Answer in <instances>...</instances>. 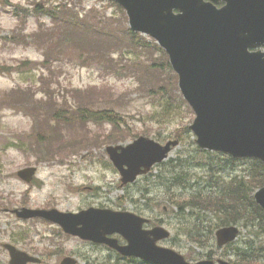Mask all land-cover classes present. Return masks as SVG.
<instances>
[{
	"label": "rangeland",
	"instance_id": "obj_1",
	"mask_svg": "<svg viewBox=\"0 0 264 264\" xmlns=\"http://www.w3.org/2000/svg\"><path fill=\"white\" fill-rule=\"evenodd\" d=\"M36 1L5 0L6 6L0 3V66L4 69L3 73L0 72V102L17 88L29 90V87L33 95L37 94L34 97L38 98L40 95L38 88L44 86L41 78L45 77L46 84L50 82L54 87H67L68 92L73 89H84L87 86H94L100 91L104 85L110 90L108 98L111 106L109 108L116 113L119 112L128 126L139 135L152 137L159 142L173 139L178 135L177 129L192 122L193 113H187L184 106L178 105L175 94L172 95L174 102L172 108L167 106L162 108L166 100L161 96L163 90L153 86L155 93L147 94L133 78L136 67L149 61L147 54L143 52L131 54L130 49L127 48L117 51L113 55L117 69L114 73L100 69L95 63L80 67L76 64L78 54L69 51L62 54V64H56L50 68L53 70L52 76L45 74L41 63L42 54L32 44L26 45V39H21L20 31L15 30V18L11 12L14 4H18L26 12L29 10L27 25L22 32L26 35L36 28L38 17L31 14ZM46 1L55 5L68 3L75 7L76 12L85 15L87 20L90 15L93 22L98 19L102 22L110 21L113 26L122 29L123 20L118 17L112 6H107L105 0ZM168 72V70L162 72L167 81L170 75ZM22 96L27 99L30 97L27 94ZM59 98L58 101H60ZM70 102L73 103V100ZM5 107L6 105L0 104V264H8L9 260L7 252L1 247L4 242L13 243L22 250L42 257L44 264L57 263L67 253L80 255L82 258H93L101 264H107L110 255L108 250L89 246L75 238L65 237L56 227L38 220L20 221L5 209L19 207L22 202H25L29 206L46 204L62 210H74L87 204L102 205L114 210H132L133 205L128 201V197L144 189L149 190L148 196L153 202L152 213L144 214L148 215L154 223L158 219L163 220L164 225L171 232V238L162 244L182 253L190 262L206 259L205 249L196 247L182 235L183 230L186 229L182 227H190L189 219L183 220L176 217L175 209L170 207V202L167 200L171 194L168 191L165 192L160 182L152 178L154 181L150 189L147 180L141 179L126 190L122 189L119 175L104 152L106 144H104L103 134L110 131L112 125L105 122L88 123L91 135L101 137L97 146L78 151L63 159V163L56 160L40 161L37 152L29 149V143L33 140L30 138L32 119L20 111ZM104 107L106 105L103 102L99 105L96 103L95 106V108ZM79 127L73 125L71 129L75 130ZM65 131L70 132V129ZM131 139L133 138H127L126 142ZM192 140L193 137L190 134H184L182 142L169 153L165 164L169 166L170 161L183 164L190 176L187 180L188 187L175 189L176 195H188L191 191L203 189L200 185L201 180L214 178L218 183H223L228 182L231 176L226 171L222 174L213 172L211 175L209 165L214 166L213 163L207 155H199L196 149L191 147ZM195 161H199L200 164L195 165ZM27 165L38 166L39 185L29 189H27L28 185L16 177V171ZM244 167L245 165H242L239 169ZM161 170H164V167L154 168L152 176L160 174ZM162 175L166 176L170 182L172 174L169 170L165 169ZM191 177L193 179L189 180ZM94 187L97 189L88 190ZM164 207L165 209L162 210ZM203 225L206 226L207 223ZM247 239H250L248 231L242 229L238 239L230 247L221 250L215 247V240L212 239L208 247L212 246L213 260H233L236 256L232 248L237 247L243 250ZM50 241H54L55 245H51ZM48 250H52L51 253H48ZM259 261L264 262V255H260ZM80 263L85 262L82 259Z\"/></svg>",
	"mask_w": 264,
	"mask_h": 264
},
{
	"label": "water",
	"instance_id": "obj_2",
	"mask_svg": "<svg viewBox=\"0 0 264 264\" xmlns=\"http://www.w3.org/2000/svg\"><path fill=\"white\" fill-rule=\"evenodd\" d=\"M118 1L126 9L131 29L152 36L168 53L183 97L196 115L189 127L197 136L196 143L233 157L264 161V0ZM220 2L225 4L217 8L215 4ZM176 143L161 146L139 137L125 147H107V152L126 183L162 161ZM30 172L32 169H25L19 175ZM254 198L264 209V187ZM99 213L98 226L127 239L126 246H116L123 254L157 264H191L176 252L155 245L156 240L169 235L162 227L146 232L141 229L143 219L132 213ZM35 214L28 209L19 213ZM68 223L70 227L72 221ZM237 231L233 226L220 228L217 243L233 240ZM10 252L12 264L31 259L12 248Z\"/></svg>",
	"mask_w": 264,
	"mask_h": 264
},
{
	"label": "trees",
	"instance_id": "obj_3",
	"mask_svg": "<svg viewBox=\"0 0 264 264\" xmlns=\"http://www.w3.org/2000/svg\"><path fill=\"white\" fill-rule=\"evenodd\" d=\"M36 7H41L43 13L48 15L51 19V23L48 27L44 28L42 25L38 26L37 31L33 34L31 33V43H34L43 50L46 56L45 62L49 60L51 53L55 52V46L62 42H68V46H72L80 49L81 51H87L91 59H93L98 64L108 67L111 64L112 59L109 54L116 51L117 49H122L123 47L133 50L135 53L143 52L146 53L151 60L147 63L144 70V77L147 78L151 76L157 77L159 74L165 71L167 68L169 70V64L165 53L153 43V41L146 39L138 33H132L128 29L118 31L121 35L118 36L112 29L110 23H106L104 26L99 27L90 24L85 27L89 31V34L82 36V34H74L72 26L80 25L82 20L77 14L73 16L70 12V7L66 5H44L39 3ZM124 17V16H123ZM87 42V46H83L84 42ZM155 52L159 56H155ZM87 57V56H86ZM88 58V57H87ZM163 66H166L164 68ZM162 85L165 82L164 77L160 79ZM172 86L166 83L164 85V90L169 92ZM94 90V89H93ZM169 99V98H168ZM43 100V99H42ZM97 99H95L96 101ZM18 100L13 102L17 103ZM47 105L45 114L50 112L49 115L44 116L46 126L43 128V136L46 139L44 142L48 144L46 148L48 151L53 148L54 142L56 143V150H62L65 148L67 141L63 140L62 129L65 125L71 124L75 121V117L62 115V108L58 107L57 102L51 98L50 94L47 98L43 100ZM91 102L88 95L85 98V104ZM8 103V102H7ZM79 109H83L79 108ZM84 110V114H83ZM78 113V117L85 119H94L95 117H101L107 121H116V116L111 115V111L103 110L101 112H93L87 109H83ZM88 112V115L86 114ZM92 113H95L93 116ZM53 119L54 124H50L49 120ZM128 133L127 131H121V138ZM47 136V137H46ZM74 145L81 144V140H72ZM227 161H233L228 159ZM170 167V166H169ZM177 165L173 168H176ZM181 167V164H180ZM173 169L172 168V181H167V187L171 193L176 188L185 189L188 187L187 180L189 174L184 171V169ZM180 169V170H179ZM179 170V171H178ZM212 172V167L209 168ZM174 172V173H173ZM160 177V181L162 176ZM212 179L208 183L207 188L201 190L191 191L189 195H171L169 199L171 204L176 207L177 215L182 217L190 216L194 219V224L187 231V236L190 240L196 244L203 245L206 243V239L202 238L201 230L206 228V232L211 234L214 227H219L223 225L242 223L244 227H254V222H257V227H254L253 239L250 242H246L245 251L240 256L238 260L240 264H252L253 257H256L253 253L248 254L251 251H262L256 245L255 239L263 234L264 231V213L261 208L256 205L253 200V191L264 185V163L254 160L253 163L247 166V173L241 179L236 177L232 178L229 183H221L218 186V190L214 191V184L211 183ZM207 214H213L216 219L207 222L204 227L203 223L207 219ZM255 242V244H254ZM247 254L249 256H247Z\"/></svg>",
	"mask_w": 264,
	"mask_h": 264
}]
</instances>
